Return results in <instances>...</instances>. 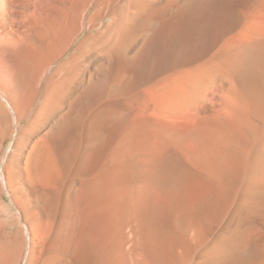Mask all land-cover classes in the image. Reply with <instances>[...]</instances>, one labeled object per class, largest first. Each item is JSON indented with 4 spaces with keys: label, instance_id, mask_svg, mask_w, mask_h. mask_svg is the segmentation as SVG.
Here are the masks:
<instances>
[{
    "label": "bare ground",
    "instance_id": "6f19581e",
    "mask_svg": "<svg viewBox=\"0 0 264 264\" xmlns=\"http://www.w3.org/2000/svg\"><path fill=\"white\" fill-rule=\"evenodd\" d=\"M0 264H264V0H0Z\"/></svg>",
    "mask_w": 264,
    "mask_h": 264
},
{
    "label": "rangeland",
    "instance_id": "374dc122",
    "mask_svg": "<svg viewBox=\"0 0 264 264\" xmlns=\"http://www.w3.org/2000/svg\"><path fill=\"white\" fill-rule=\"evenodd\" d=\"M9 143H10V140L7 141V143H6V147L9 145Z\"/></svg>",
    "mask_w": 264,
    "mask_h": 264
}]
</instances>
